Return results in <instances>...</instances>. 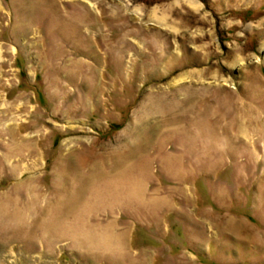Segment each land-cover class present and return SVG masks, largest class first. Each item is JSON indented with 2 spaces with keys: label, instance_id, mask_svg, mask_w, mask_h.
Segmentation results:
<instances>
[{
  "label": "rangeland",
  "instance_id": "rangeland-1",
  "mask_svg": "<svg viewBox=\"0 0 264 264\" xmlns=\"http://www.w3.org/2000/svg\"><path fill=\"white\" fill-rule=\"evenodd\" d=\"M0 121V264H264V0H0Z\"/></svg>",
  "mask_w": 264,
  "mask_h": 264
},
{
  "label": "bare ground",
  "instance_id": "bare-ground-1",
  "mask_svg": "<svg viewBox=\"0 0 264 264\" xmlns=\"http://www.w3.org/2000/svg\"><path fill=\"white\" fill-rule=\"evenodd\" d=\"M11 111V109H10ZM6 116V115H5ZM1 122V121H0ZM4 123V122H3ZM1 124V123H0ZM11 126V125H10ZM7 131V130H6ZM15 134V133H14ZM20 141V140H19ZM13 145V144H12ZM10 147V146H9ZM14 158V157H13ZM6 159V158H5ZM4 160V159H3ZM21 160V159H20ZM19 162V161H18ZM74 199V198H73ZM70 200V199H69ZM73 202V201H72ZM65 203H68V202H65ZM65 207V206H64ZM70 209V208H69ZM65 210V209H64ZM65 213V212H64Z\"/></svg>",
  "mask_w": 264,
  "mask_h": 264
}]
</instances>
